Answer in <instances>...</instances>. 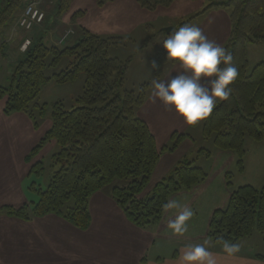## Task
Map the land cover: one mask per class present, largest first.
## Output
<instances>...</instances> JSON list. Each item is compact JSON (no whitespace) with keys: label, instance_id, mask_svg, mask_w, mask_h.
Instances as JSON below:
<instances>
[{"label":"trees","instance_id":"16d2710c","mask_svg":"<svg viewBox=\"0 0 264 264\" xmlns=\"http://www.w3.org/2000/svg\"><path fill=\"white\" fill-rule=\"evenodd\" d=\"M70 1L57 0V13ZM136 1L140 7L152 10L168 6L174 0ZM24 4L23 0L1 2L0 39L13 19L17 21ZM216 7L230 10V32L224 48L232 55L238 77L231 85L230 96L218 102L202 120V136H212L216 148L232 151L241 172L245 139L264 140V61L248 70L245 53L246 43L264 40V0H214L203 11ZM45 19L38 29H35L37 25L32 27L30 44L14 62L7 78L9 85L0 86V98L6 97L2 112H24L33 120V126L38 127L31 107H38L40 115L47 110V104L36 101L44 83H70L80 73L85 75L84 83L75 106L66 108L61 101L51 104L50 126L25 156L27 162L31 161L50 141L59 147L51 156L52 165L58 168L52 172L46 187L38 190L37 202L20 207L4 205L2 210L22 219L51 213L85 229L91 221L88 199L105 187L136 226L159 222L165 211L163 205L172 193L191 189L207 176L201 167L184 158L150 192H143L162 151L175 149L186 134L174 132L173 144L165 145L163 150L158 148L147 122L135 113L143 102L147 83L140 84L137 91L124 88L130 58L122 60L108 53L110 46L123 43L120 37H102L82 28L81 36L71 44L47 45L43 38L51 28ZM184 24L186 21L180 22V26ZM172 32L166 33L164 40ZM4 46L0 42V66ZM65 58L68 62L64 65ZM167 61L162 42L157 53V76ZM198 155L208 158L210 151L201 147ZM30 170L40 174L44 170L43 162H35ZM208 228L213 241L219 244L233 243L253 231L264 236V184L260 188L244 184L233 189L227 205L213 211Z\"/></svg>","mask_w":264,"mask_h":264},{"label":"rangeland","instance_id":"374dc122","mask_svg":"<svg viewBox=\"0 0 264 264\" xmlns=\"http://www.w3.org/2000/svg\"><path fill=\"white\" fill-rule=\"evenodd\" d=\"M23 1L26 4L29 0ZM211 1L214 0H175L168 6H159L151 10L143 7L138 8L136 0H71L69 5L64 6L65 8L61 13H57V0L42 4L47 12L46 23L48 28H51L43 38L47 45L71 44L81 36L82 28L102 37L114 36L122 39L123 43L110 46L108 53L110 56L122 60L130 58L125 71L124 88L137 91L140 84L147 83L143 102L136 107L135 113L147 122L155 135L159 149L165 145L171 146L173 144L172 134L174 132L186 134L175 149H162L160 158L145 186L144 193L150 192L153 185L168 175L176 163L184 158L191 160L194 165L196 163L207 173L206 178L209 183L203 185L204 192L202 190L197 191L199 195L215 193L216 190L217 200H221L222 195L226 194L227 190L231 193L240 185L251 184L260 188L264 184V140L255 141L247 138L246 150L250 153L246 158H249L248 163L250 164H247L245 171L240 172L235 162H228L230 154H233L232 151L216 148L212 136L203 138L202 120L195 125H188L180 114L174 109L166 108L158 98H154L152 95L154 81L167 80L183 71L178 63L168 60L162 64L159 75L155 74L157 53L166 34L164 28L171 27L166 25L167 21H172L174 25L172 27L176 29L181 27L180 22L183 21L189 25H196L203 30V34L209 40L224 47L230 32V10L228 7H216L219 10L207 8V12L204 13L203 10ZM65 24L68 25V28H72L73 33L60 42V37L67 29L63 27ZM17 26L16 19H13L4 31L2 39H0V42L5 45L0 66V86L2 87L9 85L10 80L7 78L12 71L14 62L23 53L20 49L23 40L25 38L30 39V35L32 36L34 31L33 28L22 31ZM38 28V25L35 26V29ZM58 34L59 37H57ZM146 39L149 41L145 44L143 42ZM245 53L248 60V70H250L256 63L264 61V40L246 43ZM67 62L68 58L62 61L64 65ZM47 73H51V70H47ZM84 78V73H80L73 82L57 84L48 81L41 86L36 101L39 104H47L48 108L44 114L40 115L38 107H31V111L36 115L38 127L33 126V120L24 112L10 113L12 115L6 120H0V131L9 133L11 136V139L4 140L6 144L3 146L13 149L12 154L7 153L1 156L4 158L0 164V204L4 202L19 203L21 198H25L22 200L24 202L14 207L30 206L37 202L38 190L46 187L52 172L58 168V165H52L51 156L59 147L55 141H50L42 147L37 155L32 157L31 161L27 162L25 157L21 160L20 156L24 151L23 149L33 141L34 146L50 126L51 104L61 101L66 108L76 105V98L82 91ZM5 98V96L0 98V102L4 104ZM201 147L210 151L208 159L198 155ZM38 161L43 162L44 170L40 174H34L30 172V167ZM108 189L110 188L108 187ZM105 190L104 187L96 192L108 194L114 200L111 194ZM193 195L195 196V192L191 196ZM202 195L197 201L196 212L198 215L195 216V211H193L192 218L187 221V231L181 234L188 236V239L190 238L194 243H205L206 238L213 241L208 228L212 214L209 220H203L206 212L204 203H207L209 197H202ZM114 202L116 203L115 200ZM119 209L121 210L120 207ZM202 234L205 235L204 238H200L199 235ZM185 236L181 237V241H184Z\"/></svg>","mask_w":264,"mask_h":264},{"label":"crops","instance_id":"0c3cea01","mask_svg":"<svg viewBox=\"0 0 264 264\" xmlns=\"http://www.w3.org/2000/svg\"><path fill=\"white\" fill-rule=\"evenodd\" d=\"M137 5L135 4L141 8L139 4ZM166 25L174 26L170 20ZM63 27L68 25L65 24ZM2 107L3 102H0V120L4 121L12 114H4ZM9 135L0 131V164L4 158L1 156L12 154L13 151L3 146L6 144L5 139H11ZM246 143L247 138L245 146ZM33 144L34 141L23 149L21 160ZM249 153L250 151L246 150L242 171L250 164L249 158H246ZM228 162L236 164L234 153L230 154ZM195 165L199 166L196 163ZM208 183V179L205 178L189 190L172 193L169 200H176L180 205L191 208L196 216L197 201L202 195L197 191H203V185ZM194 192L195 196H191ZM229 196L228 190L222 195L221 200H217L216 190L215 193L202 195L209 197L207 203H204L206 212L203 220H209L214 210L224 208ZM22 200L15 204L7 202L0 204V264H179L181 250L186 245L194 243L185 234H174L168 227L169 221L175 218L179 209L165 210L160 222L137 227L125 217L108 194L95 192L89 198L91 224L82 230L51 213L24 220L9 216L2 210L4 205L17 206L24 202ZM204 234L199 235L200 238H204ZM183 236L185 239L181 241ZM204 242L215 255L217 264H264V236L257 231L228 243L239 246V250L233 254L226 253L223 249L224 244L216 243L210 238H206Z\"/></svg>","mask_w":264,"mask_h":264},{"label":"clouds","instance_id":"9594fccd","mask_svg":"<svg viewBox=\"0 0 264 264\" xmlns=\"http://www.w3.org/2000/svg\"><path fill=\"white\" fill-rule=\"evenodd\" d=\"M163 47L167 51V59L178 63L183 71L167 80L154 81L152 95L166 108L180 114L185 123L195 125L232 93L231 85L238 77V70L232 65V55L223 46L209 40L200 27L189 24L173 30L163 41ZM163 208L179 209L168 227L174 234L185 233L193 210L176 200H169ZM205 243L186 245L181 250L179 264H217L215 255ZM223 249L233 254L239 246L225 243Z\"/></svg>","mask_w":264,"mask_h":264},{"label":"built area","instance_id":"2783aa9c","mask_svg":"<svg viewBox=\"0 0 264 264\" xmlns=\"http://www.w3.org/2000/svg\"><path fill=\"white\" fill-rule=\"evenodd\" d=\"M3 0H0V5ZM54 0H29L24 8L22 9L17 21V27L21 28L23 31L30 30L34 25L41 24L46 16V9L43 7V3H52ZM73 33L72 28H67L64 30L63 35L60 37V42L64 41L70 34ZM30 44V39L25 38L21 45V50L24 51Z\"/></svg>","mask_w":264,"mask_h":264},{"label":"water","instance_id":"95a60500","mask_svg":"<svg viewBox=\"0 0 264 264\" xmlns=\"http://www.w3.org/2000/svg\"><path fill=\"white\" fill-rule=\"evenodd\" d=\"M164 31L166 33L170 32V31H173V27H166V28H164Z\"/></svg>","mask_w":264,"mask_h":264}]
</instances>
